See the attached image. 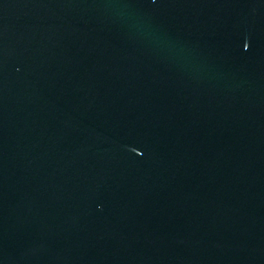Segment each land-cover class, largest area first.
<instances>
[{"label":"water","instance_id":"obj_1","mask_svg":"<svg viewBox=\"0 0 264 264\" xmlns=\"http://www.w3.org/2000/svg\"><path fill=\"white\" fill-rule=\"evenodd\" d=\"M0 264H264V0H0Z\"/></svg>","mask_w":264,"mask_h":264}]
</instances>
